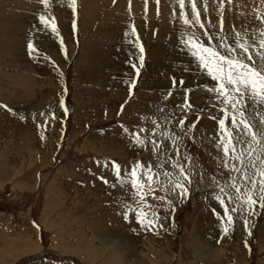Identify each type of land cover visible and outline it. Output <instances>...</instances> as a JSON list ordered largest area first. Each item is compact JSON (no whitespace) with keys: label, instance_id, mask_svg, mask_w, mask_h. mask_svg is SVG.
<instances>
[{"label":"rangeland","instance_id":"374dc122","mask_svg":"<svg viewBox=\"0 0 264 264\" xmlns=\"http://www.w3.org/2000/svg\"><path fill=\"white\" fill-rule=\"evenodd\" d=\"M217 2L221 9L213 11L212 23L200 17L203 28L188 11L192 23L183 22L188 33L182 40L195 34L205 46L218 47L223 39L235 48L239 33L241 41L258 42L264 0ZM50 5L0 0V264H264V209L257 206L247 217V231L240 213H231L234 224H225L228 231H222L226 218L213 183L231 182L215 146L222 106L207 91L215 82L198 67L188 46L170 41L173 26L155 18L137 22L125 5L96 6L94 13L87 10L90 15L81 0H76L75 14L68 0H50ZM41 14L50 23L54 18L57 33L40 23ZM61 17L68 24L63 32ZM88 18L95 20L84 28L81 19ZM133 26L150 37L148 46L141 33L133 34ZM205 32L212 36L211 45ZM119 40L126 48L116 49ZM29 41L35 49L31 53ZM186 93L192 107L184 110ZM259 108H248L250 119ZM165 116L171 123H165ZM152 120L161 125L156 133ZM225 123L231 129L230 119ZM161 130L180 135L179 157L169 151L156 158L150 152L153 139L172 146ZM133 133L151 139L137 146ZM236 148L241 150L239 144ZM177 159L193 172L188 196L174 199L172 211L151 195L145 197L160 218L151 230L141 227L134 213L125 220L121 202L132 204L131 188L116 183L112 162L122 174L136 160L163 166L154 171L178 174L171 167ZM231 176L245 186L239 173ZM153 186L158 196L165 195ZM227 191L235 195L234 189ZM223 199L227 207L235 206L227 204V195ZM195 248L212 256L199 259Z\"/></svg>","mask_w":264,"mask_h":264},{"label":"snow or ice","instance_id":"6c2138e0","mask_svg":"<svg viewBox=\"0 0 264 264\" xmlns=\"http://www.w3.org/2000/svg\"><path fill=\"white\" fill-rule=\"evenodd\" d=\"M189 2L191 3L192 21L203 28L204 25L200 22V14L194 0H189ZM40 3L45 9L51 6L50 0H40ZM178 3L181 8L180 19L183 20L185 25L192 23L185 15V0H178ZM68 7L75 14L76 0H68ZM38 19L45 28L50 27L53 33H57L54 18L51 23L43 14ZM261 22L264 23V20ZM73 28L75 29V22H73ZM221 30H223L222 20ZM132 32L135 34L134 27ZM204 35L208 36L209 45H211V34L205 32ZM236 37L235 48L226 46L223 39H221L218 47L205 46L195 34L189 36L186 40H182V43L188 46L191 55L197 59L198 67L206 70V74L215 82L214 86L207 88V91L213 93L217 102L222 106L220 111L223 113V117L217 120L220 126L219 140L215 146L222 151L220 160L223 167L228 171L231 182L226 183L224 186H220L215 180L213 183L219 188V192L215 194V199L219 201L224 209L223 217L226 218V221L221 220L222 231L224 232L228 231V227L224 226L225 224L228 226L234 224L235 217L231 213H240L247 231V217L256 213L257 206L264 209V31H261L258 42L241 41L239 33L236 34ZM136 42L139 46L138 39ZM28 48L30 53L35 50L31 41L28 43ZM221 49H224V51H221ZM237 49H239V52L236 51ZM140 51L143 52L142 47ZM253 52H255V55H253ZM141 60H143V56H141ZM129 94L131 95V89ZM249 102H251V105L260 106L257 116L251 119L248 112V108L251 107ZM60 105L61 107L64 106L62 99ZM180 107L184 110L192 107L188 103L187 93L185 94L184 104ZM252 111H257V109L252 108ZM213 119L217 118L213 117ZM226 119H230L231 129L226 125ZM253 120H258V123L253 124ZM164 121L165 123H171L167 116L164 117ZM152 124L154 127L151 131L156 133L161 125L156 120H152ZM178 125L184 127L185 120L180 119ZM194 126L193 124L187 127L190 130ZM140 131L144 132L146 130L141 128ZM159 135L170 138L172 146L158 143L153 139L150 149L153 156L160 158L171 151L179 157L180 135L166 130H161ZM131 139L135 145L143 146L145 140L151 139V137L141 138L133 133ZM237 144L241 146L239 152L236 148ZM184 159L190 161L191 157L185 156ZM229 160L233 161L231 167H229ZM237 162L240 167H237ZM111 167L114 170L116 183L121 188L130 185L132 204L136 205V207H133L132 204L122 201L123 218L128 220L129 213H134L136 222L141 227H147L149 230L157 226L160 218L153 206L148 204L145 197L151 195L154 199L161 201L169 211H172L174 210V199L182 200L188 196L190 191L189 186L192 183L193 172L188 165L181 164L178 159L171 160V167L178 174L169 171H154L153 169H161L163 166L159 163L144 165L139 160L134 161L131 169L123 174L120 166L115 162H112ZM233 171L239 173V178L245 185L243 188L235 182L236 177L231 176ZM161 176L164 177L163 180L160 179ZM125 177H127V180ZM101 179L103 180V177ZM103 182L108 183L107 180ZM154 184L159 185V189L165 192L164 196L157 195ZM229 188L235 190L234 196L232 192L227 191ZM224 195L228 197L227 204H235V206L227 207L223 199ZM245 246L247 247V245Z\"/></svg>","mask_w":264,"mask_h":264},{"label":"bare ground","instance_id":"6f19581e","mask_svg":"<svg viewBox=\"0 0 264 264\" xmlns=\"http://www.w3.org/2000/svg\"><path fill=\"white\" fill-rule=\"evenodd\" d=\"M81 1H82L81 8H82L83 11H84V8H85V15L88 14V12H87L88 9H91V12L94 13L93 12V8L96 7V6H100L101 8L106 9L107 7H110V6H112L113 8H118V7H123L125 5L124 8H123V9L127 8V10L125 12H127L128 14L134 16L136 18L137 22H139L138 19H142V18H155L156 21L163 22L165 27H167L169 25H172L174 31L172 30V28H169L171 30V33H172V35L169 33L171 35V40L170 41L173 40V41H176V43H179L180 40H182V39L187 37L184 34V32L188 33V31H186V28L182 27L183 20L180 19L181 8H180V5L178 3V0H158V2H157V0H147V2H146V0H116V3L114 5H112L110 3V0H81ZM198 1H199V3H198ZM216 1L217 0H194L195 4L197 6L198 12L200 14V17L203 18L204 22L207 23V24L212 23L211 16H213V11H218V9H219L218 7H215V5H214V3ZM219 2H220V0H218L217 3H219ZM221 6H222V4H221ZM149 7H150V9H149ZM190 9H191V3L189 2V0H185L184 11H185L186 18H187V16H189L188 11ZM202 9H205L206 11H202ZM156 12H157V15H154V13H156ZM88 15H90V14H88ZM85 18H86V16H85ZM101 19L104 20V16L101 17ZM94 20L95 19H93V18L92 19H90V18L81 19L82 25H84V28H86L88 26L87 23H90L89 21H91L92 22L91 24H93ZM170 21H172L173 23H170ZM60 23H61V25H60L61 26V31L63 32V31H65V30H63V28L66 29V26L68 24L66 23V21L65 22L62 21V17L60 19ZM91 24H90V26H91ZM137 24L138 23H134L135 26ZM135 26H133V27L135 28V30H137V37H138L139 36L138 32L142 34V31L138 30L137 27H135ZM141 26H143V25H141ZM158 32H159L158 36H161V35L163 36V34H162L163 32H161L160 30H158ZM122 34H124V33H122ZM135 34H136V31H135ZM139 38L144 39L145 37H143V34H142L141 37L139 36ZM149 38L146 37L144 39L145 43H147V46H148V39ZM50 39H51V37H50ZM116 44H117L116 49L122 50V49L126 48V46L124 44H122L121 40L117 41ZM168 44H169V42L167 41L165 43V45H168ZM162 46H163V42H161L159 44V46H157V47H159V49H162ZM178 46H181V44H177V47ZM159 55H160V53H159ZM89 56H90V54H89ZM98 57L100 58V56H98ZM157 58H160V57L159 56H155L154 57L155 60H157ZM195 244L197 245L198 243L193 242V245H195ZM198 246L200 247L201 244H198ZM203 246H204V244H203ZM195 251H196V255L198 256V258L202 259V260L205 259V257L209 258V257L212 256L211 253H204V250L202 251L201 248H195ZM213 256H214V254H213Z\"/></svg>","mask_w":264,"mask_h":264}]
</instances>
